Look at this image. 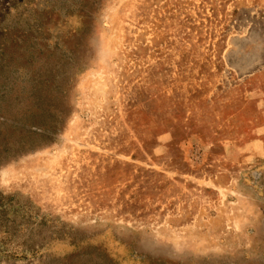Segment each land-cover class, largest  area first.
I'll return each instance as SVG.
<instances>
[{
	"label": "rangeland",
	"instance_id": "374dc122",
	"mask_svg": "<svg viewBox=\"0 0 264 264\" xmlns=\"http://www.w3.org/2000/svg\"><path fill=\"white\" fill-rule=\"evenodd\" d=\"M0 126L18 256L264 264V0H0Z\"/></svg>",
	"mask_w": 264,
	"mask_h": 264
},
{
	"label": "trees",
	"instance_id": "16d2710c",
	"mask_svg": "<svg viewBox=\"0 0 264 264\" xmlns=\"http://www.w3.org/2000/svg\"><path fill=\"white\" fill-rule=\"evenodd\" d=\"M12 61L10 60L8 64L2 66L5 68V84H11L14 79V73L11 69ZM10 67V68H9ZM2 128L8 129L9 127H1L0 126V137L2 141L0 142V164L4 162V160L14 157L15 154L25 151L27 144L22 142V140L18 137L13 136L11 133L6 131L4 133ZM18 206L15 203L14 197L6 198L5 195L0 194V216L6 218L7 221L12 222L16 218H14V213ZM8 232V230H6ZM12 236H0V262L2 261H18V259H29V258H41L47 261L48 258L50 260L47 261V264L58 262L65 264H76L79 256L82 255L81 250L79 249V245H76L75 250L64 251V253L60 255H52L48 251H43V246L28 248L24 250L23 256H18L16 251L10 250L6 243L12 240ZM98 252V256L93 258L90 256L89 259L95 260L97 259L95 264H117V262H113V259L109 257V255L103 249L96 248ZM142 262L146 261L140 257ZM85 264H88L87 262Z\"/></svg>",
	"mask_w": 264,
	"mask_h": 264
}]
</instances>
